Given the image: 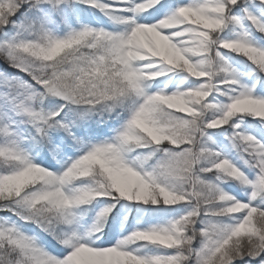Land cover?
I'll return each mask as SVG.
<instances>
[{
  "label": "snow or ice",
  "instance_id": "1",
  "mask_svg": "<svg viewBox=\"0 0 264 264\" xmlns=\"http://www.w3.org/2000/svg\"><path fill=\"white\" fill-rule=\"evenodd\" d=\"M0 264H264V0H0Z\"/></svg>",
  "mask_w": 264,
  "mask_h": 264
},
{
  "label": "trees",
  "instance_id": "2",
  "mask_svg": "<svg viewBox=\"0 0 264 264\" xmlns=\"http://www.w3.org/2000/svg\"><path fill=\"white\" fill-rule=\"evenodd\" d=\"M9 71H12L11 69H9Z\"/></svg>",
  "mask_w": 264,
  "mask_h": 264
}]
</instances>
